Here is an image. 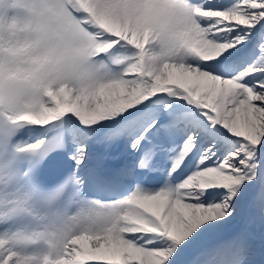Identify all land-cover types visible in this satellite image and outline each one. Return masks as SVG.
I'll return each mask as SVG.
<instances>
[{"label":"snow or ice","instance_id":"snow-or-ice-1","mask_svg":"<svg viewBox=\"0 0 264 264\" xmlns=\"http://www.w3.org/2000/svg\"><path fill=\"white\" fill-rule=\"evenodd\" d=\"M170 0H64L116 78L0 111V264H264V0H189L193 58L145 53ZM129 211L103 230L85 209Z\"/></svg>","mask_w":264,"mask_h":264},{"label":"clouds","instance_id":"clouds-1","mask_svg":"<svg viewBox=\"0 0 264 264\" xmlns=\"http://www.w3.org/2000/svg\"><path fill=\"white\" fill-rule=\"evenodd\" d=\"M118 0H98L100 7ZM138 6L140 0H138ZM145 53V68L193 58L197 46L196 18L189 0H170ZM64 0H0V111L10 91L23 107L42 98L49 87L90 90L116 78L92 50L90 34L75 17L62 15ZM129 211L122 205L112 214L99 210L73 214L69 227L103 230L117 226Z\"/></svg>","mask_w":264,"mask_h":264}]
</instances>
